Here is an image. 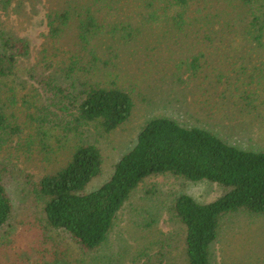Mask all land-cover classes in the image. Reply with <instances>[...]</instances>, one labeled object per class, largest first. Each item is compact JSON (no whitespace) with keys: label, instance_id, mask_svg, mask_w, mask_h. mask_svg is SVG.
Here are the masks:
<instances>
[{"label":"trees","instance_id":"trees-1","mask_svg":"<svg viewBox=\"0 0 264 264\" xmlns=\"http://www.w3.org/2000/svg\"><path fill=\"white\" fill-rule=\"evenodd\" d=\"M0 1L5 11L12 5L22 9L25 1L50 4L44 10L45 37L54 42L73 27L78 49L87 47L89 38L103 30L98 14L113 15L115 11L112 0ZM134 1L139 3L137 22L126 15L130 19L125 20L127 23L111 25L113 33L123 32L129 39L134 32L142 36V26L157 25L159 35L155 40L164 39L168 47L186 45V54L192 53L197 43L210 39L215 27L228 31L237 23L250 37L241 46L234 45L238 41L232 40L230 33L222 35L220 49H199L190 56L189 67L211 65V58L218 54L232 67L243 65L252 60L253 53L264 50V0ZM81 2H89L93 14ZM199 29L209 31L201 36ZM146 37L154 39L152 34ZM96 50L89 52L91 59L71 54L49 73L46 70L51 63L40 59L43 65H37L39 69L34 66L24 74L20 63L31 57L32 45L28 38L6 33L0 26V264H72L70 254L76 248L84 253L97 252L131 192L148 177L165 174L214 182L224 192L207 203L187 194L178 195L168 211L179 225L182 246L167 250L160 247L147 256L145 264H213L211 247L222 217L237 211L264 216V151L243 150L207 129L157 116L142 126L135 144L115 163L107 181L86 191L102 172V154L92 142L96 140L92 132L117 129L135 106L133 96L125 89L89 80L100 69L98 64L102 66ZM177 66L178 75L184 67L178 62ZM24 77L34 93L19 96V88L25 87ZM174 80L163 75L159 84L169 85ZM197 86L206 94L216 85L211 81ZM33 165L42 167V175L35 178L28 172ZM15 186L25 197L27 230L33 237L31 245L18 251L12 250L19 223ZM14 253L12 258L9 254Z\"/></svg>","mask_w":264,"mask_h":264},{"label":"rangeland","instance_id":"rangeland-1","mask_svg":"<svg viewBox=\"0 0 264 264\" xmlns=\"http://www.w3.org/2000/svg\"><path fill=\"white\" fill-rule=\"evenodd\" d=\"M111 3L115 10L113 15L98 14L103 30L89 38L87 47L78 49L73 27L67 28L54 42L45 37L44 10L50 4L25 1L22 9H15L12 5L5 11L0 1V26L3 31L19 38H28L32 45L31 57L24 58L20 63L22 73L26 74L34 66L36 70L39 69L37 65H43L39 64L40 59H47L51 63L46 73L54 72L61 66L59 62H66L71 54L77 53L78 57L91 59L89 52L97 49L96 56L100 58L102 66L98 64L100 69L89 80L106 87L125 89L133 96L135 106L124 124L110 133L92 132V139H96L92 142L102 154V172L86 186V191H93L107 181L115 163L135 144L142 126L157 116L166 115L184 126L207 129L243 150L264 151V50L253 53L252 60L243 65L232 67L218 54L217 58H211V65L189 67L190 56L199 53V49H220L219 46L224 44L222 35L230 33L231 39L238 41L234 45L243 46L250 39L246 31L241 30L237 23L231 24L228 31L212 28L208 36L210 39L197 43L194 51L186 54V45L168 47L164 39L155 40V36L159 35L157 25L151 28L142 26V36H139L140 32H134L129 39L124 37L123 32L120 35L113 33L111 25L127 23L125 20L130 19L126 15H131L132 21L137 22L140 10L137 7L139 3L134 0H112ZM81 5L93 14L89 2H81ZM78 8L83 10L81 6ZM206 30L209 31H197L204 36ZM146 34H152L154 39L147 38ZM177 62L184 67L178 70V75L175 74ZM163 75L167 79L175 78L174 82L159 84ZM23 81L25 87L19 88V96L34 93L31 85H27L29 79L24 77ZM211 81L216 86L206 94L201 93L197 85H201V88ZM156 84L159 85L153 88ZM62 162L65 164L66 161ZM29 164L32 165V162ZM28 170L35 178L44 172L40 165H33ZM223 192L219 184L207 180L194 182L171 174L148 177L131 192L117 214L107 241L99 250L84 253L76 248L70 254L71 262L145 264L147 256L156 253L160 247L165 246V250L180 248L182 234L168 211L172 201L180 194H187L207 203ZM13 198L19 223L15 226L12 250L18 251L31 245L33 237L27 230L25 197L19 186L13 188ZM218 231L211 247L213 264H264V216L245 211L229 213L220 220ZM9 255L13 258L15 253Z\"/></svg>","mask_w":264,"mask_h":264}]
</instances>
